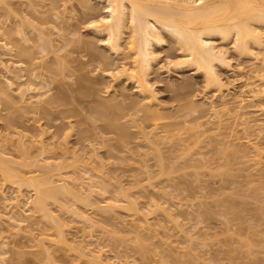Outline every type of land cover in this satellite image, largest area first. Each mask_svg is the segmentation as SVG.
I'll return each mask as SVG.
<instances>
[{
  "label": "rangeland",
  "instance_id": "rangeland-1",
  "mask_svg": "<svg viewBox=\"0 0 264 264\" xmlns=\"http://www.w3.org/2000/svg\"><path fill=\"white\" fill-rule=\"evenodd\" d=\"M106 16L99 0H0V65L19 64L0 66V152L16 175L0 169V264H264V53L213 39L229 60L218 94L164 36L148 76L158 120L118 74L131 30L115 55L94 26ZM63 176L77 194L47 212L1 197L26 203L23 181ZM48 213L67 244L45 255L38 242L60 230Z\"/></svg>",
  "mask_w": 264,
  "mask_h": 264
},
{
  "label": "bare ground",
  "instance_id": "bare-ground-1",
  "mask_svg": "<svg viewBox=\"0 0 264 264\" xmlns=\"http://www.w3.org/2000/svg\"><path fill=\"white\" fill-rule=\"evenodd\" d=\"M99 1L107 4V16L95 21L94 26L98 32L107 37V44L115 55L119 56L122 53L123 36L127 29L131 30L127 50L131 53L132 64L129 69L123 67V70L118 74L127 75L137 85L140 95L144 97L143 101L152 109V117L158 120L161 119L159 105L156 103L157 99L151 94L148 76L157 59L154 47L163 45L164 36L172 40L179 48L183 58L179 66L186 64L201 71L208 84L214 86L218 94H222V91L226 90V85L217 73L216 66H228L229 60L227 48L226 50L219 49L213 39H220L222 42H230L232 39L234 51L241 56H246L249 52L252 54L249 49L250 44H253L260 53H264V0ZM2 47L6 50L7 45L3 44ZM263 58L260 59L264 61ZM11 63L2 61L0 65L4 73L9 76H13L14 70L12 69L19 68V64ZM39 98L43 101L47 97L46 94H40ZM18 135L20 139H23L20 134ZM256 149L254 151L258 150ZM256 154L259 158L262 152L258 150ZM2 156L3 154L0 152L1 171L8 178L16 177L6 167ZM57 173L59 175L60 171L58 170ZM63 177H60L61 180L59 178L60 184L55 186L56 182L54 183L52 179L51 181L50 177L40 181L33 179L23 181L29 189L32 188L34 195L33 198L31 197V201L26 203H24L25 200L23 201L20 192L17 193L18 195L16 194L13 201H8L3 193L1 197L5 202H8L7 206L11 210L22 208L29 214L30 212L35 214L37 211L47 212L48 200L56 201L59 196L64 198L70 194L71 196L77 194L76 180ZM92 183H89V187ZM2 186L0 183V189ZM92 187L90 189H93ZM90 192L93 193L92 190ZM60 200L63 199L60 198ZM113 210L108 205L100 208L102 215H110ZM48 217L59 225L60 230L55 235L58 237V242L53 238L54 235L41 238L38 242V247L45 255L49 253L50 244L52 246L56 243L60 246L67 244L62 231L64 225L49 213ZM83 221L92 224L87 218ZM98 259L100 260V258Z\"/></svg>",
  "mask_w": 264,
  "mask_h": 264
}]
</instances>
